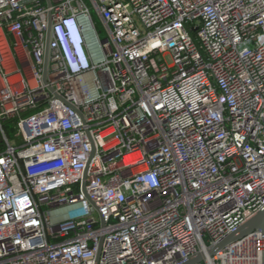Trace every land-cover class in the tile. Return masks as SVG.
<instances>
[{"label":"built area","instance_id":"obj_1","mask_svg":"<svg viewBox=\"0 0 264 264\" xmlns=\"http://www.w3.org/2000/svg\"><path fill=\"white\" fill-rule=\"evenodd\" d=\"M49 1L0 0V264H264L209 255L264 210V0Z\"/></svg>","mask_w":264,"mask_h":264},{"label":"water","instance_id":"obj_2","mask_svg":"<svg viewBox=\"0 0 264 264\" xmlns=\"http://www.w3.org/2000/svg\"><path fill=\"white\" fill-rule=\"evenodd\" d=\"M47 2L50 6L51 5L50 1L47 0ZM50 37H51V24L49 26L48 35H47V48H46V56H45V67L46 68L48 66V60H49ZM255 231L262 232L263 236H264V210L258 212L253 218H251L248 222H246L244 225H242L236 232L228 235L218 245H216L215 247L210 249L209 255L213 256L214 254H216L218 251L222 250L226 246L246 237L247 235H249ZM99 255H98V257H99ZM202 259H203V256L198 255L196 258L189 260L185 264H196V263H199L200 261H202Z\"/></svg>","mask_w":264,"mask_h":264},{"label":"trees","instance_id":"obj_3","mask_svg":"<svg viewBox=\"0 0 264 264\" xmlns=\"http://www.w3.org/2000/svg\"><path fill=\"white\" fill-rule=\"evenodd\" d=\"M97 21H99V20H97ZM99 25H101L100 21H99ZM15 125H16V122L13 120L12 121L7 120V121L3 122V128L5 130L7 137L10 140H13L15 138V134H16ZM4 149H5V145H4V142L2 140L1 133H0V152L4 151Z\"/></svg>","mask_w":264,"mask_h":264},{"label":"rangeland","instance_id":"obj_4","mask_svg":"<svg viewBox=\"0 0 264 264\" xmlns=\"http://www.w3.org/2000/svg\"><path fill=\"white\" fill-rule=\"evenodd\" d=\"M93 18H94V21L96 23L98 32L100 33V36L104 38L105 37V32H104L102 26L99 25V21H97V20H99L98 17H96V15H93Z\"/></svg>","mask_w":264,"mask_h":264}]
</instances>
